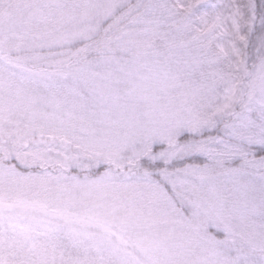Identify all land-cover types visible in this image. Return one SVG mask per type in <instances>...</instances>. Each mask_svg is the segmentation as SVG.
<instances>
[{
    "label": "snow or ice",
    "instance_id": "6c2138e0",
    "mask_svg": "<svg viewBox=\"0 0 264 264\" xmlns=\"http://www.w3.org/2000/svg\"><path fill=\"white\" fill-rule=\"evenodd\" d=\"M0 264H264V0H0Z\"/></svg>",
    "mask_w": 264,
    "mask_h": 264
}]
</instances>
